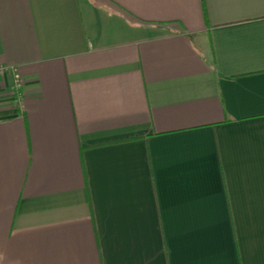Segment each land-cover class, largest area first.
Wrapping results in <instances>:
<instances>
[{
    "label": "crops",
    "instance_id": "0c3cea01",
    "mask_svg": "<svg viewBox=\"0 0 264 264\" xmlns=\"http://www.w3.org/2000/svg\"><path fill=\"white\" fill-rule=\"evenodd\" d=\"M0 264H264V0H0Z\"/></svg>",
    "mask_w": 264,
    "mask_h": 264
}]
</instances>
